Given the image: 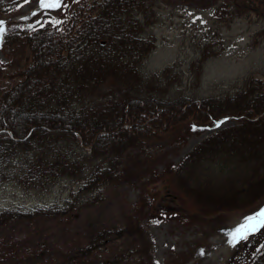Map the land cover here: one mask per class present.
<instances>
[{"label": "trees", "instance_id": "obj_1", "mask_svg": "<svg viewBox=\"0 0 264 264\" xmlns=\"http://www.w3.org/2000/svg\"><path fill=\"white\" fill-rule=\"evenodd\" d=\"M158 1L78 0L58 20L22 26L31 60L0 91V179L44 190L68 178L76 188L62 204L1 209L0 227L71 216L104 187L139 189L125 224L93 227L64 264H93L91 256L112 237L124 239L125 253L102 264H156L149 223L165 209L152 208V181H171L198 213L245 208L264 192V78L249 75L218 96H166L171 70H141L154 46L148 27ZM14 8L15 2L0 0V17ZM250 12L264 16V0H220L212 16L225 21ZM14 33L3 36L6 45ZM261 40L264 28L252 44ZM215 53L203 44L198 64ZM26 104L32 107L18 111ZM225 116L234 123L204 137L176 164L147 169L154 139L181 122L196 133ZM245 264H264V239Z\"/></svg>", "mask_w": 264, "mask_h": 264}, {"label": "rangeland", "instance_id": "obj_2", "mask_svg": "<svg viewBox=\"0 0 264 264\" xmlns=\"http://www.w3.org/2000/svg\"><path fill=\"white\" fill-rule=\"evenodd\" d=\"M18 2L16 9L4 14V18L31 24L43 20L44 15L64 16L76 0H61L60 7H40L38 0ZM219 2H157L156 19L148 27L154 47L144 58L142 71L151 74L171 70L166 96H218L234 92L248 75L264 77V41L251 43L253 33L264 26V17L250 12L218 21L211 16V10ZM14 39L7 47L0 44V91L16 81V72L30 61V51L21 35L16 34ZM203 44L213 46L218 53L198 64ZM30 107L32 104H26L18 111ZM230 121L220 125H229ZM208 133L209 130L194 133L186 122L177 124L162 138L152 141L147 169L161 170L166 164L176 163ZM148 185L152 208L165 209L164 217L149 225L157 264H245L264 238V226L255 232L245 228L242 230L248 232L245 240L229 243L233 230L245 223V217L264 208V192L245 208L198 213V206L176 190L171 182L159 179ZM73 188L76 185L68 178H58L44 190L24 188L13 181L0 179V209H32L60 204ZM95 195L91 205L83 206L71 216L1 226L0 264H64L85 243L93 227L114 230L124 225L128 208L138 199L139 190L129 184L117 189L104 187ZM178 212L189 219L183 221ZM124 248V239L113 237L89 261L109 263L117 254H124Z\"/></svg>", "mask_w": 264, "mask_h": 264}, {"label": "snow or ice", "instance_id": "obj_3", "mask_svg": "<svg viewBox=\"0 0 264 264\" xmlns=\"http://www.w3.org/2000/svg\"><path fill=\"white\" fill-rule=\"evenodd\" d=\"M40 7H60L61 0H38ZM34 14V13H33ZM4 32V29L0 27V34ZM225 120L228 117L224 118ZM224 121H219L216 123V127H219ZM254 222V223H250ZM264 226V208H261L259 212L254 215H250L245 217V223L241 224L239 227L233 230L232 236L233 238L229 240V243L235 244L238 239H245L248 235L247 231L242 232L243 229L249 228L252 232H255L260 227ZM239 234V235H238Z\"/></svg>", "mask_w": 264, "mask_h": 264}]
</instances>
